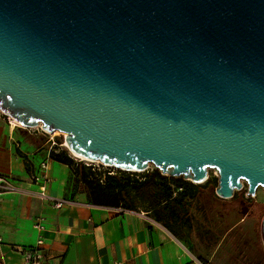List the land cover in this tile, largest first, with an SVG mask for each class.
<instances>
[{
  "label": "water",
  "instance_id": "1",
  "mask_svg": "<svg viewBox=\"0 0 264 264\" xmlns=\"http://www.w3.org/2000/svg\"><path fill=\"white\" fill-rule=\"evenodd\" d=\"M0 112L109 168H215V195L255 196L264 0H0Z\"/></svg>",
  "mask_w": 264,
  "mask_h": 264
},
{
  "label": "crops",
  "instance_id": "2",
  "mask_svg": "<svg viewBox=\"0 0 264 264\" xmlns=\"http://www.w3.org/2000/svg\"><path fill=\"white\" fill-rule=\"evenodd\" d=\"M50 149L24 144L0 119V174L20 190L0 196V264H26L20 251L39 238L41 264H264L262 217L247 206L240 213L235 194L220 198L205 182L177 187L180 177L160 172L149 201L130 190L129 206L95 205L74 169L50 158L47 193L78 203L55 208L33 195L40 186L31 180Z\"/></svg>",
  "mask_w": 264,
  "mask_h": 264
},
{
  "label": "trees",
  "instance_id": "3",
  "mask_svg": "<svg viewBox=\"0 0 264 264\" xmlns=\"http://www.w3.org/2000/svg\"><path fill=\"white\" fill-rule=\"evenodd\" d=\"M58 144L59 142L50 149L49 157L59 163L67 164L74 169L76 176L79 178L82 185L85 186L88 199H90L92 204L109 207H118L122 205L125 207L129 206L124 202L126 200L125 197L130 190H137L139 196L149 201V197L160 189V184L158 182L164 177L160 175L158 169L143 172L140 174L143 179L139 181L130 176L123 179L122 176L124 175L131 174L134 176L137 175V173L126 171L113 172L112 170L101 171L95 169L92 166H87L84 162H77L69 155L66 149L58 148ZM174 179L178 181L175 183V186L177 187H183L185 184L196 186L190 181L182 180L181 177ZM217 182L218 181L215 177H209L204 184L216 186Z\"/></svg>",
  "mask_w": 264,
  "mask_h": 264
},
{
  "label": "built area",
  "instance_id": "4",
  "mask_svg": "<svg viewBox=\"0 0 264 264\" xmlns=\"http://www.w3.org/2000/svg\"><path fill=\"white\" fill-rule=\"evenodd\" d=\"M6 117H7L6 119H7V122L9 123V125H11V127H14L15 125L13 124V119L11 117H9L8 115H6ZM39 128H40V126H39ZM39 130H40V132L45 134V132L42 130V128H40ZM52 142H53L54 145H56V142H54V141H52ZM52 147L53 146H51V148ZM70 156H72L74 159L76 158L71 153H70ZM47 157L48 158L40 164L39 171L31 176L32 182L35 183V184H38L40 186L39 191H37L33 195H35L36 197H39L40 199L49 201L51 203V205H53L57 209L63 208L65 206H67V205H77L78 203L75 202L74 200L64 199V198H60V197H56V196H50L47 193V184L50 181L49 171H48V164H47V161H49V159H50L49 154H48ZM99 164H101V163L99 162ZM87 166H90V165L87 164ZM101 166L103 168H106L103 164H101ZM148 169L149 168H147L144 171H147ZM217 176H218V174H217ZM243 184H244L243 189H245L246 188V184L244 182H243ZM16 192H20L18 187L14 186L10 182L8 177H5L4 175L0 174V196L3 195V194L16 193ZM245 195H246V191H245ZM255 196H256V194H255ZM87 206L94 207L91 204H87ZM33 228L35 230H38V231H42L43 230V224L41 223V218H38L36 220V222L33 225ZM41 244H42V239L39 238V240L37 241V244H36L37 245L36 248L30 249V250H25L24 249V250L20 251L21 254H22L24 263H26V264H41L43 262L44 259H43V255L41 253V248H40Z\"/></svg>",
  "mask_w": 264,
  "mask_h": 264
},
{
  "label": "rangeland",
  "instance_id": "5",
  "mask_svg": "<svg viewBox=\"0 0 264 264\" xmlns=\"http://www.w3.org/2000/svg\"><path fill=\"white\" fill-rule=\"evenodd\" d=\"M6 115L2 114L0 112V119H2V121L7 124V126L9 128L12 129V132H13V135H15L17 137V139H19L21 142H23L24 144H31L33 146H36V145H39L41 146L42 144L45 146V147H50V146H54L53 142H59L58 144V148H61V149H66L67 152L69 153L70 155V152L68 151L67 147L64 146L65 145V136H66V133H61L59 131H54V132H50V133H42L40 132V128H39V125H35V127H25L23 125H20V126H14V127H11V125H9V123L7 122V119H6ZM53 144V145H52ZM75 160L77 162H84L86 165H90L92 166L93 168L95 169H99L101 171H106V170H112L113 172H119L120 170L114 168V167H107L105 166L106 168H103L101 166V164H99V162H87V161H83V160H79V159H76ZM149 169L147 171H151V170H154V169H157L154 167V165H149L148 167ZM143 172H146V171H139V173H137V175L139 174H142ZM217 171L215 168H212V169H208V178H212V177H215L216 180H217ZM218 183V182H217ZM245 191H246V188L245 189H242L241 192H236L235 195H236V198L237 197H241L242 194L245 195ZM256 199L258 202L260 203H264V188L261 187V186H258L257 189H256ZM246 197H248V199H250V197L253 199L255 198L254 196H247L245 195ZM264 216V205H262L260 207V217H263ZM249 221V220H248ZM245 225H247L246 223H244L243 227H242V230L243 228L245 227Z\"/></svg>",
  "mask_w": 264,
  "mask_h": 264
},
{
  "label": "flooded vegetation",
  "instance_id": "6",
  "mask_svg": "<svg viewBox=\"0 0 264 264\" xmlns=\"http://www.w3.org/2000/svg\"><path fill=\"white\" fill-rule=\"evenodd\" d=\"M236 202L240 213H242L244 210L243 208L247 206L252 215H260V207L264 205V203L258 202L256 197L253 199L250 197V199H248L244 194H242L241 197H237Z\"/></svg>",
  "mask_w": 264,
  "mask_h": 264
},
{
  "label": "bare ground",
  "instance_id": "7",
  "mask_svg": "<svg viewBox=\"0 0 264 264\" xmlns=\"http://www.w3.org/2000/svg\"><path fill=\"white\" fill-rule=\"evenodd\" d=\"M13 124L15 125V126H20L21 124H18V123H16L14 120H13ZM64 146H66V147H68V145H67V143L65 142V145ZM73 156H75L77 159H81V160H84V161H88V162H93V161H91V160H89V159H87V158H85V157H82V156H77V155H74L73 154ZM96 162H99V161H96ZM141 171V170H140ZM216 174H218V173H216Z\"/></svg>",
  "mask_w": 264,
  "mask_h": 264
}]
</instances>
